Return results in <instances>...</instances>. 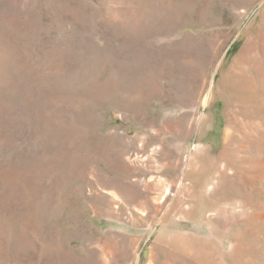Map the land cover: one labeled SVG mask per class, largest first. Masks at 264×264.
I'll use <instances>...</instances> for the list:
<instances>
[{
  "label": "rangeland",
  "instance_id": "obj_1",
  "mask_svg": "<svg viewBox=\"0 0 264 264\" xmlns=\"http://www.w3.org/2000/svg\"><path fill=\"white\" fill-rule=\"evenodd\" d=\"M0 264H264V0H0Z\"/></svg>",
  "mask_w": 264,
  "mask_h": 264
}]
</instances>
